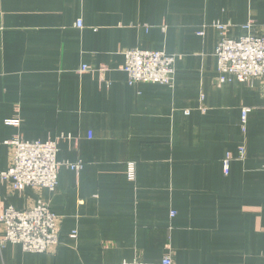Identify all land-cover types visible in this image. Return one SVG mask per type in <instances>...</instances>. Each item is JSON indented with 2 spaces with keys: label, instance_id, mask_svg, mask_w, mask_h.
Instances as JSON below:
<instances>
[{
  "label": "crops",
  "instance_id": "0c3cea01",
  "mask_svg": "<svg viewBox=\"0 0 264 264\" xmlns=\"http://www.w3.org/2000/svg\"><path fill=\"white\" fill-rule=\"evenodd\" d=\"M216 23L264 35V0H0V172L14 138L83 163L55 190L0 179L3 207L42 199L61 235L46 253L0 245V264H264V80L216 84ZM135 47L176 55L174 85L129 84Z\"/></svg>",
  "mask_w": 264,
  "mask_h": 264
},
{
  "label": "built area",
  "instance_id": "2783aa9c",
  "mask_svg": "<svg viewBox=\"0 0 264 264\" xmlns=\"http://www.w3.org/2000/svg\"><path fill=\"white\" fill-rule=\"evenodd\" d=\"M222 32L216 47L215 56L218 63L216 84L222 86L233 78L240 82L260 78L264 80V35L247 34L239 38H229L224 34L229 25L215 24ZM82 27V21H77ZM251 25H246L250 28ZM200 35L204 32L200 31ZM125 64L123 71L127 74L128 83L133 85L140 82L160 83L173 86L176 76V55L164 50H148L130 48L124 51ZM83 67L81 71L87 70ZM107 69H98L102 78ZM205 112L207 108L201 106ZM249 109H244L243 121ZM189 114V111H186ZM14 149L11 166L0 172V179L11 182L14 191H23L28 187L55 190L59 183V170L67 166L79 171L83 168L82 161H59V139L47 141H24L14 138L7 142ZM244 148H240L241 159ZM235 160L232 153H227L223 159L225 174L230 172L231 162ZM128 177L135 179V165L129 163ZM175 213L173 212L172 215ZM58 215L50 205L38 200L30 208L17 209L13 205L3 207L0 203V226L4 232L0 234V245L17 244L27 253H46L56 248L61 242ZM76 237V233L72 234ZM119 264H174L171 255L163 257L160 262L148 263L140 260L124 261Z\"/></svg>",
  "mask_w": 264,
  "mask_h": 264
}]
</instances>
